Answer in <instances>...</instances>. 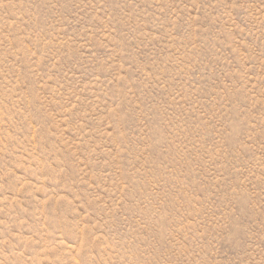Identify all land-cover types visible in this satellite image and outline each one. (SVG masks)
Returning a JSON list of instances; mask_svg holds the SVG:
<instances>
[{
  "label": "rangeland",
  "instance_id": "374dc122",
  "mask_svg": "<svg viewBox=\"0 0 264 264\" xmlns=\"http://www.w3.org/2000/svg\"><path fill=\"white\" fill-rule=\"evenodd\" d=\"M0 264H264V0H0Z\"/></svg>",
  "mask_w": 264,
  "mask_h": 264
}]
</instances>
